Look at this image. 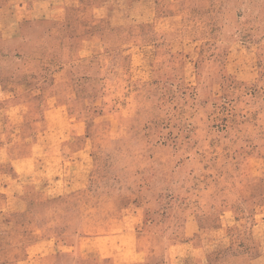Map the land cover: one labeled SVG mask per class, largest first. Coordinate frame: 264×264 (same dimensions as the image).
<instances>
[{"label":"rangeland","instance_id":"obj_1","mask_svg":"<svg viewBox=\"0 0 264 264\" xmlns=\"http://www.w3.org/2000/svg\"><path fill=\"white\" fill-rule=\"evenodd\" d=\"M0 264H264V0H0Z\"/></svg>","mask_w":264,"mask_h":264}]
</instances>
